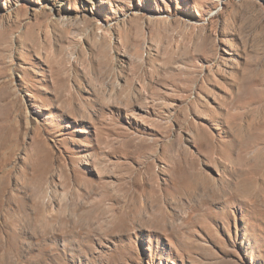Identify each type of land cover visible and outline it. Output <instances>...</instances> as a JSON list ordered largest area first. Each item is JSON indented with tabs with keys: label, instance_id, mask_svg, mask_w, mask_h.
<instances>
[{
	"label": "rangeland",
	"instance_id": "1",
	"mask_svg": "<svg viewBox=\"0 0 264 264\" xmlns=\"http://www.w3.org/2000/svg\"><path fill=\"white\" fill-rule=\"evenodd\" d=\"M0 264H264V0H0Z\"/></svg>",
	"mask_w": 264,
	"mask_h": 264
},
{
	"label": "bare ground",
	"instance_id": "2",
	"mask_svg": "<svg viewBox=\"0 0 264 264\" xmlns=\"http://www.w3.org/2000/svg\"><path fill=\"white\" fill-rule=\"evenodd\" d=\"M199 140L202 141L200 143L202 145L199 146L200 150H202V149L209 150L210 152L208 153V155L210 157H212L213 154L218 153L219 146L217 144L214 145V144L211 143V141L203 140L201 137H199ZM179 154L181 155V156H179V158L181 157L180 158V162L183 164L181 166V168H183V170L185 171L184 174L186 173V175L188 177L187 179H189L188 181H190V183L195 184L196 186L197 185H204V186H209L210 185V187L213 186L211 182L202 181L201 180V178H200L201 175L199 174V172L196 170V167H195V165H196L195 159L187 158V156L183 152H182V154L179 152ZM221 190H224V189H221ZM227 194H229V193H225L224 192V196H227ZM155 201H157V199ZM109 209L111 210V208H108V210ZM128 209H129L128 215H130L132 217V218H130V221H131L132 224L137 223V221L140 218L143 219L147 214L153 215V212L149 208V204L147 203V201L145 202L144 199H143L142 202L138 201V200L134 201L132 203V205ZM152 209H153V207H152ZM125 217H127V216H125Z\"/></svg>",
	"mask_w": 264,
	"mask_h": 264
}]
</instances>
